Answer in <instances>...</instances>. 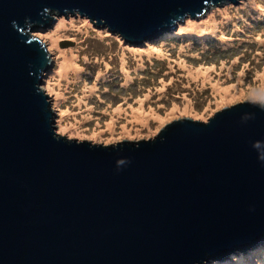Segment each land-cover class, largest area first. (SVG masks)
I'll return each mask as SVG.
<instances>
[{
    "label": "water",
    "instance_id": "95a60500",
    "mask_svg": "<svg viewBox=\"0 0 264 264\" xmlns=\"http://www.w3.org/2000/svg\"><path fill=\"white\" fill-rule=\"evenodd\" d=\"M239 2L0 0V264H205L264 243V103L150 138L67 137L41 88L52 55L30 33L78 12L141 43Z\"/></svg>",
    "mask_w": 264,
    "mask_h": 264
},
{
    "label": "rangeland",
    "instance_id": "374dc122",
    "mask_svg": "<svg viewBox=\"0 0 264 264\" xmlns=\"http://www.w3.org/2000/svg\"><path fill=\"white\" fill-rule=\"evenodd\" d=\"M50 14L53 16L50 24L31 26L30 33L44 42L53 58L41 88L49 96L54 125L62 135L78 140L88 138L95 143L150 138L166 123L180 117L207 122L225 107L241 102L264 103V96L250 94L251 90L264 89V0L210 6L202 16L187 17L169 33L141 43L129 42L78 12ZM210 21L216 24V31L203 38L181 30L189 22L205 25ZM209 41L214 46H209ZM60 50L74 55L77 68L71 69L68 76L58 71L62 61ZM123 61L133 75L129 83L122 69ZM101 70L104 76L99 75ZM189 70L206 72V83L192 79ZM216 86L230 87L232 91L238 88L243 93L217 103ZM140 99L146 100L147 108L152 106L161 115L169 112L175 103L183 108L188 100L193 109L192 112L178 110L160 123L152 118L150 126L144 128L129 122L131 134L121 132L128 120L124 111L117 120L116 130L107 128L115 109H130ZM137 129L140 130L137 132ZM258 247L240 252L243 259H234L233 254L228 261L205 264H264V260H253L257 254L253 255L252 251Z\"/></svg>",
    "mask_w": 264,
    "mask_h": 264
},
{
    "label": "bare ground",
    "instance_id": "6f19581e",
    "mask_svg": "<svg viewBox=\"0 0 264 264\" xmlns=\"http://www.w3.org/2000/svg\"><path fill=\"white\" fill-rule=\"evenodd\" d=\"M213 22L214 21H210V23H206L205 25L203 24L199 25V24H194V23L189 22L186 25H182L181 30L186 29L189 32L197 33V35L200 37H205L207 34L215 33L217 27H216V24H214ZM61 25L63 27L65 26V24L63 23H61ZM172 30L173 29L169 30L168 33ZM55 43H56V40H55V37H53L52 44L54 45V47H55ZM60 52L62 54V61L60 62V67L58 71L63 76L65 75L68 76L71 69L77 68V67L76 68L74 67V64H75V59L73 57L74 55L69 54V53L68 54L63 53L62 50H60ZM122 69L125 70L124 76H125L126 82L129 83L132 80L133 75H132L131 70H129L127 66L125 65L124 61L122 62ZM98 73L100 76L101 75L104 76L105 74L104 70H101ZM189 73L192 79H202L199 81H201L202 83H206V80L208 78V74L206 72H203L202 70H196V71L189 70ZM214 88H216V91H217V95H216L217 103H222L224 101H227L228 99H233L243 93V90H239L238 88H234V91H232L230 87L216 86ZM250 94L256 95V96H264V89L261 88L259 90H251ZM145 103H146V100L140 99L138 101V104L131 105L130 109H126V110H123L122 108L115 109V111L111 114L112 116L111 121L108 122V124L106 125L107 128L111 131H115L116 130L115 125L117 123V120L120 117H122V115H124V111H126V118H128V120L126 124H124L123 127L121 128L122 129L121 132L122 134H131L132 129L128 128L129 122L132 124V126L137 125L141 128L142 127L144 128L146 126H150L149 123H150V119L152 118H154L157 121V123H160L164 121L165 118H168L174 113H176V111L178 110H182L184 112H192V109H193V105L191 104L190 100H188V101H185L183 108H181L179 104L175 103L169 112H166L165 115H161L152 106L147 108L145 106ZM139 130L140 129H137L136 131L138 132ZM94 135L98 136L101 134L94 133ZM239 252H243V251H238L237 253ZM229 258H226L225 260H228Z\"/></svg>",
    "mask_w": 264,
    "mask_h": 264
},
{
    "label": "trees",
    "instance_id": "16d2710c",
    "mask_svg": "<svg viewBox=\"0 0 264 264\" xmlns=\"http://www.w3.org/2000/svg\"><path fill=\"white\" fill-rule=\"evenodd\" d=\"M203 38V37H202ZM214 46V44L212 43V42H210L209 41V46ZM256 248V247H255ZM253 252V255L254 254H257V256L253 259V260H255V259H261V260H264V246L263 245H259V247L257 248V249H255V251H252ZM238 254V256L237 255H233L232 257L234 258V259H236V257H238V258H241V259H243L244 258V255L243 254H241L240 252L239 253H237ZM254 256H252L251 258H253ZM229 260V259H228ZM228 260H225V261H228ZM233 260V259H232ZM232 260H230V261H232ZM234 261V260H233ZM233 264V263H232Z\"/></svg>",
    "mask_w": 264,
    "mask_h": 264
}]
</instances>
